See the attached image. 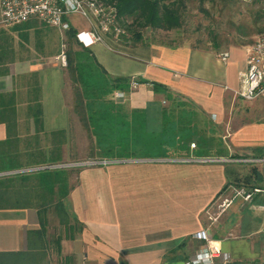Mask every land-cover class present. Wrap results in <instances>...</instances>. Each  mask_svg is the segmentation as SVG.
Returning <instances> with one entry per match:
<instances>
[{
	"label": "crops",
	"instance_id": "1",
	"mask_svg": "<svg viewBox=\"0 0 264 264\" xmlns=\"http://www.w3.org/2000/svg\"><path fill=\"white\" fill-rule=\"evenodd\" d=\"M71 24L75 31L87 27L78 17ZM64 39L38 20L0 26V109L14 110L0 112V173L62 157L73 126L78 129L66 72L55 61ZM105 41L89 51L110 78L138 82L118 92L147 136L160 137L165 113L177 106L200 114L205 124L229 119L233 129L218 138L216 156H197L214 161L151 159L81 171L63 198L77 229L61 241L59 255L51 250L42 264L63 258L72 264H185L206 245L229 255V264H264V163L240 161L264 159V98L235 96L248 48L243 57L230 49L222 61L221 52L188 45ZM238 185L261 193L248 203L234 200L215 222H206V211ZM39 229L35 209L0 210V253L26 251L29 232ZM202 231L208 243L196 238Z\"/></svg>",
	"mask_w": 264,
	"mask_h": 264
},
{
	"label": "rangeland",
	"instance_id": "2",
	"mask_svg": "<svg viewBox=\"0 0 264 264\" xmlns=\"http://www.w3.org/2000/svg\"><path fill=\"white\" fill-rule=\"evenodd\" d=\"M259 9L260 7L247 5L241 0H229L225 3L218 0H205L203 5L198 1H190L186 3V8L182 12L181 26L179 28L170 31L146 28L140 30L143 34L142 41H133V38L128 33V37L124 40L120 39L119 43L126 46L145 43L163 44L166 46L188 45L194 48L221 52V54L231 49L238 52L236 54L237 57H243L244 48L252 46L264 36V34L260 33L262 25L256 20L257 10ZM125 24L130 25L131 20L127 23L125 22ZM83 29H86V27ZM63 43L67 53L69 47L65 42ZM235 47L241 49L236 50ZM66 67L62 68L64 72H66ZM83 78L85 83L77 81L74 85L67 76L66 94L76 115L74 110V90L72 87L74 86L73 88H77L83 93L87 104L86 109L89 117H91L92 129L97 141L87 136L85 129L78 121V132L74 130L75 127L73 126L72 139L69 142H65L66 145L64 146L62 157H59L57 161L53 157L43 164H31L29 166L31 167L29 169L58 166L49 170L63 171L62 174L67 179L68 191L78 183L81 171L106 169L108 166L90 164L100 160L118 161L119 163L117 164H133L137 163L135 161L140 160L168 159L176 161L197 158V154L190 153V150L194 149L198 152L200 147L196 139L199 140L202 137L207 138L210 142L213 141L210 144L213 146V151L210 155L214 157L216 156V147H222L220 145L222 142L218 141V138L223 135L227 136V132L231 133V129H233L229 128L230 124H226L229 119L217 125L216 119L212 118L208 124H205V118L200 114L195 115L194 113L191 116V125L186 124L188 129H192L191 131L187 130L181 133L177 126L172 127L173 130L165 132L162 137L152 138L144 133L141 120L131 116L124 108V105L121 104L120 101L124 98H116L118 91L113 90L111 85L106 86L104 84L102 76H97V74L91 73L89 69H85ZM181 110L186 111L183 107L173 109L175 115L170 120L178 122V114ZM228 115L232 118L230 112ZM233 124L235 125V122ZM110 139L114 140L110 142ZM192 144L195 145L194 148L191 147ZM223 146L225 147V144ZM112 147H115V149ZM102 150L106 152L102 153ZM8 161L6 164L9 165L10 159ZM4 177H10V174L0 173V179H4ZM216 208L217 206L214 207L215 210ZM214 209L207 210L206 214H204L206 222H209L208 213H214ZM48 220L50 222V235L59 234L63 236L65 233L64 228L59 225L58 218L53 210L50 211ZM53 262L57 264L56 259Z\"/></svg>",
	"mask_w": 264,
	"mask_h": 264
},
{
	"label": "trees",
	"instance_id": "3",
	"mask_svg": "<svg viewBox=\"0 0 264 264\" xmlns=\"http://www.w3.org/2000/svg\"><path fill=\"white\" fill-rule=\"evenodd\" d=\"M95 1L116 9L118 22L125 32L121 39H126L130 34V37L133 38V41L139 42L143 40V34L140 32V30L152 28L154 30L170 31L179 28L181 26L182 12L186 8V3L190 1H198L201 5H203L205 0ZM218 1L225 3L229 0ZM129 20H131V24L126 25L125 22L127 23ZM256 20L262 25L260 33L264 34V9L257 10ZM75 34L76 31L71 28L65 33L64 39V42L69 47L66 53V74L70 81L74 83V85L77 81L85 83L83 76L85 75V69H89L91 73H95L97 76H102L106 86L111 85L113 90L127 92L130 81L124 78L113 79L107 76L103 69L96 62L89 49L80 47L75 41ZM151 86L154 89L158 88L155 85ZM73 87L75 113L79 119V122L85 129L87 136L97 141L92 129L91 117H89L88 111L86 109L87 104L84 95L79 89ZM176 108L180 107L177 106ZM7 111L13 112L14 110L6 108L0 109V112ZM174 115L175 114L173 110L168 114L165 113L164 129L162 135H165V132L173 130L172 127L177 126V129H179L181 133L187 130H192L188 129L186 126V124L191 125L192 123L191 116L194 115L192 111L188 109H186V111L181 110L178 114V122L170 120L174 117ZM135 118L139 119L138 117ZM141 125L144 131L142 121ZM113 140L114 139H110V142ZM196 142L200 147L199 151L196 152L197 156L209 155L212 153L213 146L210 144L213 141L210 142L207 138L202 137V139H196ZM112 148L115 149V147ZM105 152L106 151L102 150V153ZM124 152L126 151L124 150ZM58 159L59 157L54 158L56 161ZM25 168L15 169L21 170ZM8 170L10 171V168ZM62 172V170L51 171L47 169L38 172L14 174L10 177H4V179H0V210L35 209L38 213L40 225V229L38 231L29 232L28 246L26 251L0 253V264H42L51 250L53 252L55 251L59 255L61 241L64 238H70L71 233L77 229V222L72 218L63 204V198L67 195L68 189L66 176L62 174ZM240 187L253 189L246 186H237V188ZM52 210L56 213L59 225L64 228L65 233L63 236L59 234L51 236L49 233L48 215ZM59 264H72V261L69 258H63Z\"/></svg>",
	"mask_w": 264,
	"mask_h": 264
},
{
	"label": "built area",
	"instance_id": "4",
	"mask_svg": "<svg viewBox=\"0 0 264 264\" xmlns=\"http://www.w3.org/2000/svg\"><path fill=\"white\" fill-rule=\"evenodd\" d=\"M250 6H258L264 9V0H241ZM0 26L8 27L24 24L30 20L58 28L62 33H66L72 28L71 18L78 17L86 24V29L76 30L75 41L80 47L90 49L96 44H105L107 38L113 39L116 43L124 36V29L118 22L117 11L114 7L105 6L95 0H1ZM229 57L227 52L219 55L222 61ZM60 67L67 66V54L64 43L60 53L55 58ZM138 82L133 80L130 89L136 88ZM235 96L244 101H254L264 98V36L247 49L246 68L239 75V86L235 91ZM125 94L116 93V98L122 99ZM195 147L194 144L191 145ZM183 162H208L214 160H204L200 158H189L181 160ZM241 162L264 163V159L240 160ZM119 163L113 160H100L92 162L91 165L109 166ZM41 167L36 169H23L15 174L38 172L57 168ZM10 174V172H9ZM14 174V173H12ZM10 174V175H12ZM261 193L260 189H246L243 187L234 188L231 196L223 199L217 205L214 213H208V221L213 223L224 210L232 205L234 200L241 199L244 202H251L253 197ZM196 238L208 243L209 237L205 231L196 235ZM230 257L227 254L214 251L209 245L203 247L195 256L188 259L185 264H229Z\"/></svg>",
	"mask_w": 264,
	"mask_h": 264
}]
</instances>
